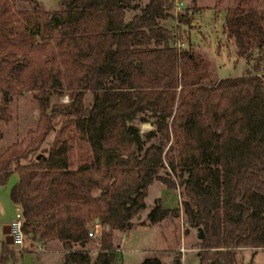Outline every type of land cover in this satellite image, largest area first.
<instances>
[{
    "label": "trees",
    "instance_id": "obj_1",
    "mask_svg": "<svg viewBox=\"0 0 264 264\" xmlns=\"http://www.w3.org/2000/svg\"><path fill=\"white\" fill-rule=\"evenodd\" d=\"M171 2L60 0L47 9L0 0V83L43 94L36 137L0 154V186L18 174L9 197L22 208L26 239L60 240L62 264H112L115 230L134 226L162 169L188 224L203 229L200 264H244L239 249L264 248V14L251 0L228 7L225 31L248 70L205 83L194 53L161 22ZM128 8L139 10L128 18ZM179 19L189 21L187 10ZM63 81L69 100L50 105L49 88ZM150 119L155 140L131 125ZM81 141L90 151L75 164ZM179 215L158 197L146 220ZM97 226L91 261L73 247ZM11 252L1 240L0 264ZM138 264L163 261L154 254Z\"/></svg>",
    "mask_w": 264,
    "mask_h": 264
},
{
    "label": "rangeland",
    "instance_id": "obj_2",
    "mask_svg": "<svg viewBox=\"0 0 264 264\" xmlns=\"http://www.w3.org/2000/svg\"><path fill=\"white\" fill-rule=\"evenodd\" d=\"M60 0H16L17 7H41L58 9ZM146 0H139L143 5ZM236 0H172L167 8V17L162 23L175 32V45L178 48L190 50L199 61L197 71L205 72L202 79L205 83L215 82L228 76H240L248 70V61L237 53L234 40L227 36L225 31V15L228 7L234 5ZM255 10L264 14V0H251ZM199 8V9H198ZM139 9H127L129 18ZM187 10L188 22L179 19V14ZM56 49V48H55ZM57 51V49H56ZM0 154L13 144L17 148L25 147L36 137V128L41 116L39 98L43 95L39 87L16 86L15 89L7 88L5 82L0 83ZM50 90V105L52 103H66L69 100L70 90L64 81L62 87H52ZM93 94L85 93L84 100L91 103ZM131 125L142 139L147 136L155 140V124L152 120L133 121ZM53 138L50 133L37 150L38 153H47L48 146ZM168 145V143H167ZM166 145V148H167ZM87 142L81 141L74 144L75 164L89 154ZM168 176L164 169L160 171V178H156L149 186L145 198L147 207L141 209L134 217L135 228L117 230L114 235L115 260L112 264H138L148 255H158L163 264H200L198 251L200 238L198 229L190 226L182 212L181 195L179 187L168 188L161 177ZM18 174L13 173L5 186L0 187V237H3L2 227L14 216L16 204L9 197V188L17 180ZM161 197L162 202L168 207H180L179 217L168 216L160 221L157 227H140L147 223L146 213L154 200ZM3 220V221H2ZM4 222V223H3ZM97 223L96 221H94ZM149 223V222H148ZM93 224V222L91 223ZM137 226V227H136ZM93 236L84 246L88 251L91 261L98 252L101 227L91 228L95 231ZM3 239H0V241ZM12 250L10 258L3 264H62L64 254L44 252L41 239H26L23 246L13 243L8 244ZM80 243L73 249L80 250ZM251 248L239 249L244 264H264V248L258 250ZM254 256V257H253Z\"/></svg>",
    "mask_w": 264,
    "mask_h": 264
},
{
    "label": "built area",
    "instance_id": "obj_3",
    "mask_svg": "<svg viewBox=\"0 0 264 264\" xmlns=\"http://www.w3.org/2000/svg\"><path fill=\"white\" fill-rule=\"evenodd\" d=\"M24 220L25 217L22 208L19 205H16L14 216L8 223L13 244L19 247L23 246L26 241V234L24 231ZM96 231H98L96 228L95 231H89V236H93Z\"/></svg>",
    "mask_w": 264,
    "mask_h": 264
},
{
    "label": "crops",
    "instance_id": "obj_4",
    "mask_svg": "<svg viewBox=\"0 0 264 264\" xmlns=\"http://www.w3.org/2000/svg\"><path fill=\"white\" fill-rule=\"evenodd\" d=\"M17 179H18V177H17ZM17 181V180H16ZM15 181V182H16ZM14 182V183H15ZM13 183V184H14ZM12 184V185H13ZM3 186H5V184L4 185H1L0 187H3ZM11 188V187H10ZM10 188H9V191H10ZM9 193V192H8ZM148 211V210H147ZM147 214V213H146ZM3 221V220H2ZM4 223V222H3ZM5 223H7V222H5ZM159 222H157V223H141V224H139L138 226H140V227H157ZM4 225V224H3ZM137 227V226H136ZM132 228H135V227H132ZM117 232V230H115V233ZM31 235V234H30ZM0 239H4V236L3 237H0ZM41 242H43V248H42V250L44 251V252H56V253H59V254H63V252L65 251V249L63 248V245H62V242L60 241V240H58V239H51V240H43V239H41ZM87 244V242H85V243H81L79 246L81 247V248H79L80 250H85L86 248L84 247L85 245ZM259 248H256V250H258ZM252 252H254V250L252 251ZM254 257V256H253ZM263 257H264V254H263Z\"/></svg>",
    "mask_w": 264,
    "mask_h": 264
},
{
    "label": "water",
    "instance_id": "obj_5",
    "mask_svg": "<svg viewBox=\"0 0 264 264\" xmlns=\"http://www.w3.org/2000/svg\"><path fill=\"white\" fill-rule=\"evenodd\" d=\"M152 120V119H151ZM95 221L98 222V218H95ZM198 229V237L200 239L203 238L204 236V232H203V229L201 227L197 228ZM2 233L4 234V241L7 243V244H11L13 243V240H12V237H11V234H10V229H9V223H5L2 227ZM32 236V234H31ZM38 236V235H37Z\"/></svg>",
    "mask_w": 264,
    "mask_h": 264
}]
</instances>
